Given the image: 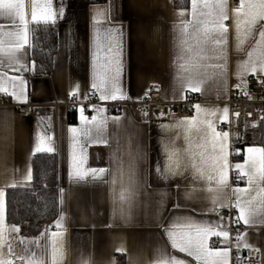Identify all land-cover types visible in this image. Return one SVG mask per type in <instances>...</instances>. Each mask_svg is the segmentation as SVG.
I'll return each mask as SVG.
<instances>
[{
	"label": "crops",
	"instance_id": "1",
	"mask_svg": "<svg viewBox=\"0 0 264 264\" xmlns=\"http://www.w3.org/2000/svg\"><path fill=\"white\" fill-rule=\"evenodd\" d=\"M230 1L227 0L231 16V9L238 4L231 6ZM33 3L34 0H24L29 28L33 24ZM52 7L57 13L63 11L62 17L58 15L54 24L59 27L60 36L53 72L48 76H38L34 74V70L22 69L15 72L0 67V71L6 72L7 76H22L26 81L24 94L27 97L26 103H20L0 93V99L8 102V105L0 106V190L5 192V205L7 190L14 188L9 186L13 181L16 182L15 187L31 183L21 181L29 168L33 178L32 159L36 154L44 153L34 152L42 136L46 146L52 149L46 153L56 154L58 158L59 186L64 190V202L60 204L59 190L58 215L44 228L41 244L49 242L52 232H63L58 238L64 253L63 264H84V261H89L90 264H155L158 259L157 250L160 248H165L167 254L183 259L187 264H196L191 257L171 249L158 226L162 219L170 220L178 215H192L213 223L218 219L209 212L211 205L205 199L206 193L199 191L205 186V182L194 180L191 170L167 184L156 177L157 161L163 167L166 159L161 150V138L179 137L175 140L176 144H183L180 129L161 131L159 125L172 124L181 118L175 115L162 117L154 113L145 116L137 108L128 105L141 101L152 89H158L165 101L177 104L182 103L189 94H196L200 98L198 104L203 109L220 110L215 117L218 128L226 124L219 117L224 107L229 109L227 101L233 93L242 91L236 87L239 81L235 72L237 64L246 59V51L235 50L233 29L229 27L227 85L221 88L215 79H208L201 92H189L181 88L180 81L176 78L178 74H182L179 68L182 61L178 58L181 53L174 25L180 22L178 13L190 12L191 5L187 10H177L173 0H52ZM98 13L101 23L97 27L102 33L112 27L122 29L124 69L121 82L126 94L132 98L107 102L98 98L94 106L104 111L98 113L92 107L89 115H97L98 119L108 118L106 125L100 129L89 119L81 121L79 113L80 107L85 109V94L93 91L90 41L93 18ZM184 19L190 20L191 17L186 15ZM227 23L231 25V20ZM0 24L5 26L4 30H9L12 21L0 18ZM249 44L244 45L246 50ZM26 52L25 60L31 68L29 48ZM103 55L104 51L101 52L102 57ZM251 78L253 77H246L247 97L253 99L255 95L250 89ZM77 85L79 95L75 97L78 106L74 114L75 122L71 124L70 112L64 105L73 97L71 93ZM111 109L119 112L113 113ZM84 115L89 118L86 109ZM195 115L194 108L193 116ZM113 117H120L119 123L114 122ZM71 128L78 130L75 136L70 131ZM85 128L88 129L87 135L81 132ZM254 130L256 127L250 130L252 136ZM129 145L133 152L139 146L141 152L136 160V179L141 187L136 193L130 212L125 206V218H122L119 197L126 178L121 177L115 170L118 162L127 165L130 160ZM250 146L261 147L257 144L245 146L240 150L243 155L240 161L233 160L230 154V164L234 166L236 163H243L245 149ZM73 157L81 171L86 173L83 180H75L69 176L73 168ZM94 168L108 171L101 179H92L90 170ZM232 171H235L234 168L230 169L231 187H247L242 179L241 183L232 184ZM176 185H179V189ZM192 189L197 191L193 192L191 198L186 199L185 192ZM165 191L168 194L163 198L161 207V192ZM176 203L186 206L187 210L173 208ZM61 213L65 219L62 221V228L57 229L55 221ZM225 217L231 235L233 220L227 215ZM5 223L11 226L7 223V213ZM236 226L237 232H247L248 243L261 251L249 253L244 249L238 253L235 244H231L229 264H238V255L242 257L244 264H264V225L246 226L241 222ZM16 235L24 237L21 229L19 234L9 237L15 256L25 255V245L14 238ZM216 240V237H212L210 246ZM30 247L39 255V249L34 245ZM216 247L224 248L228 245L217 243ZM120 248H123V252L118 251ZM45 258L50 260V254Z\"/></svg>",
	"mask_w": 264,
	"mask_h": 264
},
{
	"label": "snow or ice",
	"instance_id": "2",
	"mask_svg": "<svg viewBox=\"0 0 264 264\" xmlns=\"http://www.w3.org/2000/svg\"><path fill=\"white\" fill-rule=\"evenodd\" d=\"M190 12L178 13L180 22L174 25L178 34V43L181 55L178 57L182 63L179 65L182 74L177 75L182 89L189 92H201L203 85L208 79H215L218 86L223 88L227 85V46L229 27L233 29L234 47L237 52L246 51V59L240 61L236 66V78L239 83L237 89L248 95V82L246 77L257 78L258 83L264 84V0H239L238 6L231 9L227 0H190ZM63 15L61 10L57 13L52 7V0H34L31 22L36 25L55 24L57 16ZM99 13L93 18V30L91 35L92 48V94L98 95L103 102L132 99L123 89L121 78L124 69L123 63V32L120 27H112L103 33L97 27L101 20ZM189 15L191 19H184ZM0 18L9 19L12 24L9 30L0 24V67H6L12 71H32L35 69L33 63L29 68L25 57L26 49L32 48L30 41L29 20L25 13L24 0H0ZM231 20V25L227 22ZM249 41L251 43L249 44ZM249 44V48H244ZM106 45V51H105ZM104 51L103 57L101 52ZM26 81L19 75L7 76L0 71V93H4L20 103H26L24 94ZM19 86V91L17 87ZM72 96L79 95V85L71 93ZM85 94L84 99H87ZM250 98V97H249ZM196 115L191 118H181L172 124H160L161 131H169L177 128L182 131L183 144L178 146L176 139L161 138L162 153L165 163L161 167L159 161L155 166L158 180L167 184L170 180L183 176L186 171L191 170L194 180L205 182V186L199 191L206 193L211 205L209 212L216 215L218 219L213 223L203 218L197 219L192 215H178L169 219H162L159 227L162 235L166 237L171 249L191 257L196 264H229V256L232 241H235L237 252L247 249L249 253H259L261 249L249 244L246 237L247 232L239 233L232 237L225 223V216L220 215V209L227 210L228 218L233 217V209L238 215L234 216V222L239 225L243 222L246 226L264 225V147L250 146L245 149L243 163L230 164V141L228 131H217L215 117L217 109H203L199 104L194 105ZM93 110L102 113L104 109ZM85 109L79 108L81 121H88L84 115ZM143 114L146 116L147 111ZM163 116L164 113L159 114ZM239 115V113H236ZM222 123L229 119V109L224 107L219 117ZM107 117L98 119L97 115L91 117L93 125L100 129L107 123ZM114 122L119 123L120 117H113ZM264 119V118H262ZM70 131L77 134L76 128ZM87 135L88 129L81 130ZM107 143V141H104ZM52 149L45 144L44 137L35 147L34 152H50ZM238 151V150H237ZM141 155L139 146L133 152L129 145L130 160L127 165L117 163L116 172L126 183L120 192L119 203L121 205L120 215L125 218L126 208L130 212L134 198L139 188L137 181L136 160ZM74 163L69 176L75 180H83L86 173L81 171L78 164ZM238 173L237 179L244 180L247 187L232 188L230 180V169ZM92 179H101L108 171L104 168L91 169ZM32 172L28 169L21 182H31ZM113 183H116L115 178ZM9 186L15 187L13 181ZM179 189V185H176ZM63 189H60V204H63ZM197 189L185 192V198H191ZM167 192H161L159 204L163 207V198ZM233 197L235 198L233 200ZM126 206V208H125ZM175 209H186L179 203L173 205ZM115 215V213H114ZM5 192L0 190V264H63L64 253L58 238L63 232L56 231L50 234L49 242L42 245L44 233L39 237L28 238L16 235L25 245V255L15 256L10 240L12 234H19L20 228L13 224L6 225ZM65 219L61 213L55 221L57 229L62 228ZM216 237V242L210 246L209 241ZM217 243H223L228 247L218 248ZM31 245L39 249V255L32 250ZM123 252V248L118 249ZM158 259L155 264H187L183 259L167 254L165 248L157 250ZM50 254V260L46 256ZM15 256V259L13 258ZM238 264H242V257L237 256ZM84 264H90L84 261Z\"/></svg>",
	"mask_w": 264,
	"mask_h": 264
},
{
	"label": "trees",
	"instance_id": "3",
	"mask_svg": "<svg viewBox=\"0 0 264 264\" xmlns=\"http://www.w3.org/2000/svg\"><path fill=\"white\" fill-rule=\"evenodd\" d=\"M173 2L177 10L189 9L190 0ZM59 36L60 30L57 25H31L30 41L33 47L29 48V51L30 62L35 65L34 74L48 76L53 72ZM111 112L119 111L111 109ZM74 114L75 112L70 113L71 124L75 122ZM250 130L241 149L251 144L264 147V119L252 133L253 136ZM240 150L233 160L243 159ZM32 170L33 178L30 184L8 189L6 193L7 223L17 225L22 235L28 238L40 236L44 228L57 218L59 209V167L56 154L46 152L36 154L32 159ZM239 183L241 180L236 184Z\"/></svg>",
	"mask_w": 264,
	"mask_h": 264
},
{
	"label": "built area",
	"instance_id": "4",
	"mask_svg": "<svg viewBox=\"0 0 264 264\" xmlns=\"http://www.w3.org/2000/svg\"><path fill=\"white\" fill-rule=\"evenodd\" d=\"M231 6H236L238 0H231ZM250 89L254 93L255 97L253 99L248 98L244 91H238L231 95L227 101L229 107V119L224 125H220L217 131H228L230 136L231 144V154L234 157L238 151L244 146L247 134L252 127H259L262 123V118H264V84L258 83L257 78L253 77L250 80ZM91 91L87 95L85 102V109L87 116H89V121H91V116L89 111L97 103L98 95H93ZM200 102V98L196 94H189L182 103H171L165 101L158 89H152L149 91L148 95L145 96L141 101L129 103L128 106L137 108L142 113L146 110L148 113H154L158 116L161 112L164 113L162 117L177 116L179 118H191L193 117L194 105ZM8 105V102L0 99V106ZM69 112H75L78 106L76 97L73 96L64 105ZM127 106V105H126ZM239 113V115H236ZM238 150V151H237ZM232 184L236 185L239 181L237 179L238 173L232 171ZM220 215H227V210L220 209ZM235 210L233 209V226L231 229V236L235 237L237 234V226L234 222ZM235 244V241H232ZM15 259V256L13 257ZM18 264H24L23 261H19ZM244 264V263H242ZM247 264H252L248 262Z\"/></svg>",
	"mask_w": 264,
	"mask_h": 264
}]
</instances>
